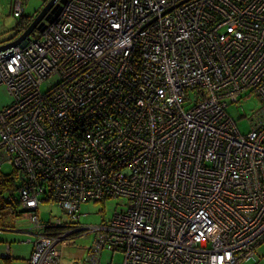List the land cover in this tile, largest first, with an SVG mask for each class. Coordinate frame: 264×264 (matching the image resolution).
I'll return each mask as SVG.
<instances>
[{"label": "built area", "instance_id": "2783aa9c", "mask_svg": "<svg viewBox=\"0 0 264 264\" xmlns=\"http://www.w3.org/2000/svg\"><path fill=\"white\" fill-rule=\"evenodd\" d=\"M60 4L36 36L0 51L11 97L0 107V167L13 169L6 204L30 209L28 263L61 264L86 230L92 257L119 251L121 264L255 260L264 108L241 133L226 107L246 89L264 101V0ZM106 198L125 209L83 226L82 204ZM47 201L61 216L41 218Z\"/></svg>", "mask_w": 264, "mask_h": 264}, {"label": "rangeland", "instance_id": "374dc122", "mask_svg": "<svg viewBox=\"0 0 264 264\" xmlns=\"http://www.w3.org/2000/svg\"><path fill=\"white\" fill-rule=\"evenodd\" d=\"M17 1L22 2L21 13H17L15 5ZM47 0H0V44L17 37L15 35V25L23 17L33 18L42 8ZM31 35L36 36L34 30ZM48 87V82L41 85L44 91ZM251 91V92H250ZM11 101L10 95L4 86H0V107L6 106ZM264 108V101L253 90L246 89L240 93L235 102H228L226 111L233 118L238 130L246 133L250 130L251 119ZM0 172L10 174L13 172L12 166L2 163ZM15 196L16 190L6 189L3 186L0 191V264H29L28 258L32 249L34 235L31 234L32 225L28 220L27 213L20 212L21 206L18 203L5 204V198ZM123 198H106L97 202L83 203L80 209V223L83 226L100 224L110 218L114 212L124 210L121 205ZM14 211L19 212L15 214ZM39 215L47 220L50 217L61 216V210L53 202H42L39 208ZM83 235L73 238L66 247L62 248L61 256L66 259V264H121L123 255L119 251H109L102 249L100 254L92 255L95 234L92 231H82ZM8 248V249H7ZM4 251H7L9 258H3ZM256 259L248 264H264V241L258 245ZM74 262V263H73Z\"/></svg>", "mask_w": 264, "mask_h": 264}, {"label": "water", "instance_id": "95a60500", "mask_svg": "<svg viewBox=\"0 0 264 264\" xmlns=\"http://www.w3.org/2000/svg\"><path fill=\"white\" fill-rule=\"evenodd\" d=\"M57 1V3H55ZM64 0H47L43 7L37 12V14L31 19L27 27L14 39L0 44V51L16 44L24 45L27 42L29 35L34 30H43L45 21H51L54 16L59 12L61 4ZM30 209H21V212L29 211ZM4 258V256H2Z\"/></svg>", "mask_w": 264, "mask_h": 264}, {"label": "trees", "instance_id": "16d2710c", "mask_svg": "<svg viewBox=\"0 0 264 264\" xmlns=\"http://www.w3.org/2000/svg\"><path fill=\"white\" fill-rule=\"evenodd\" d=\"M31 17L26 16L23 17L19 20V22L15 25V29H16V33L15 35H19L29 24V22L31 21ZM11 184V181L9 180V177L6 174H3L0 172V191L2 189L3 186H6V189H9ZM5 204L6 202V198H5ZM15 214H18L19 212L14 211ZM5 258H9V256L5 257Z\"/></svg>", "mask_w": 264, "mask_h": 264}, {"label": "crops", "instance_id": "0c3cea01", "mask_svg": "<svg viewBox=\"0 0 264 264\" xmlns=\"http://www.w3.org/2000/svg\"><path fill=\"white\" fill-rule=\"evenodd\" d=\"M61 264H66V259L62 256H61ZM69 264H72V262H70Z\"/></svg>", "mask_w": 264, "mask_h": 264}, {"label": "flooded vegetation", "instance_id": "af4514ba", "mask_svg": "<svg viewBox=\"0 0 264 264\" xmlns=\"http://www.w3.org/2000/svg\"><path fill=\"white\" fill-rule=\"evenodd\" d=\"M46 2H47V1H46ZM46 2H45V3H46ZM45 3H44V4H45ZM55 3H57V1H55ZM42 7H43V6H42Z\"/></svg>", "mask_w": 264, "mask_h": 264}]
</instances>
